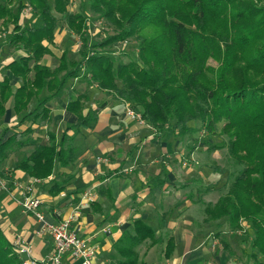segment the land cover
Masks as SVG:
<instances>
[{
	"label": "trees",
	"instance_id": "obj_1",
	"mask_svg": "<svg viewBox=\"0 0 264 264\" xmlns=\"http://www.w3.org/2000/svg\"><path fill=\"white\" fill-rule=\"evenodd\" d=\"M51 1L0 0V24L8 31L5 39L25 51L4 66L21 78V84L13 86L6 75L0 81V119L10 100L14 113L20 115L19 122L26 118L31 124L49 121L46 103L69 79L80 78L95 84L107 97L125 102L157 130L167 129L179 137L199 130L208 136L219 132L227 138L225 148L232 169L226 170L225 192L203 208L204 221L225 218L232 231L245 221L252 231L249 256L263 264L264 0H85L94 15L115 29L93 43L86 33L85 13L70 11L68 0ZM27 7L37 21L21 25ZM57 15L80 38L81 45L77 59H70L65 49L57 57V65L50 68L40 61L51 54L48 45L54 43ZM130 37L138 42L136 59L116 62L99 51ZM67 93L66 108L76 115V121L59 136L47 131V142L33 144L11 172L22 170L31 178L46 179L56 164L73 163L74 135L95 122L105 103L83 114L87 93L76 95L69 87ZM32 102L33 109L27 111ZM32 131L29 125L3 141L0 138V163L7 158L8 149L26 145ZM209 148L217 149L215 145ZM212 169L224 171L216 165ZM0 175L7 177L1 169ZM7 178L11 183L12 177ZM61 190L63 185L52 181L48 192L56 195ZM145 242L153 246L162 238L144 220L135 219L131 230L112 244L119 256L117 264H148L138 251ZM173 248L169 238L164 255L169 257ZM0 264H22L1 228Z\"/></svg>",
	"mask_w": 264,
	"mask_h": 264
},
{
	"label": "crops",
	"instance_id": "obj_2",
	"mask_svg": "<svg viewBox=\"0 0 264 264\" xmlns=\"http://www.w3.org/2000/svg\"><path fill=\"white\" fill-rule=\"evenodd\" d=\"M56 41L57 27L54 43L48 45L51 54L44 55L40 61L50 68L57 65V57L65 50L56 53ZM17 49L12 56L0 61V81L6 75L15 87L21 84V78L13 76L4 66L25 55L22 48ZM68 87L76 95L87 93L83 114L105 103L95 122L82 126L74 135L72 144L76 157L73 163L56 164L46 179L31 178L22 170L11 172L15 164L30 153L33 144L47 142V131L59 136L68 124L76 121V115L66 108ZM34 104H29L27 111H31ZM46 106L50 109V120L31 124L30 118L19 122L20 115L14 113L9 100L0 119L2 141L29 125L33 128L27 136V144L8 149L7 158L0 163V169L13 179L10 183L7 177L0 175L6 184V189L0 188V228L10 244L18 236L21 243L29 246V254H19L22 261L52 264L50 236L36 233L38 221L24 212L20 203L24 195H30L41 199L40 210L48 221L58 220L77 208L73 227L80 237L98 247L95 264H117L119 256L112 244L124 231L131 230L135 219L144 220L162 238V242L153 246L145 242L138 248L148 264H245L230 244L231 232L217 229L224 218L205 222L203 203L197 199L199 193L203 199L214 194L215 197L208 200L214 203L221 194L224 179L218 174L225 178L226 171L212 169L217 149L210 151L209 146L189 134L179 137L167 129L157 130L146 122L131 119L126 114L129 106L125 102L107 97L95 84L84 79H69ZM52 181L63 185V190L56 195L48 192ZM194 193L196 196H192ZM243 224L248 226L245 221ZM169 238L174 248L166 257L164 249ZM222 241L229 250L224 249ZM80 263L67 254L60 262Z\"/></svg>",
	"mask_w": 264,
	"mask_h": 264
},
{
	"label": "rangeland",
	"instance_id": "obj_3",
	"mask_svg": "<svg viewBox=\"0 0 264 264\" xmlns=\"http://www.w3.org/2000/svg\"><path fill=\"white\" fill-rule=\"evenodd\" d=\"M50 3L52 4V1L50 0ZM264 5V4H263ZM68 9L70 11H76V12H82L86 15L87 20V35L88 40L90 43H93L95 41L101 40L104 36H106L109 33L114 32L113 26H111L107 21L103 20L97 15H94L90 9L89 5L85 0H68ZM58 17V23H57V41L55 43L56 49L55 52L59 53L61 50L66 49L68 53V57L70 59H77L79 57L78 49L81 45L80 38L71 32L67 25L66 21L63 19L61 15H57ZM36 18L33 14V12L26 8L23 11L22 18H21V24H30L36 22ZM0 61L8 56H12L15 52L18 51L17 47L10 45L6 41V35L7 31L4 30L3 25L0 24ZM137 45L138 42L135 37H130L127 40L124 41H118L114 42L112 45L99 49L102 53L108 54L112 56L116 62H128L130 60L137 58ZM4 53L3 56H1ZM209 63L212 65H215V62L213 60H209ZM85 75V74H84ZM79 81V80H78ZM77 82V81H76ZM192 124V123H191ZM196 127L199 126V124H192ZM217 132L219 125H216ZM194 140H197L199 142H202L204 145L212 146L215 145L217 147V151L215 152L216 160H214V165H216L219 169L217 170H231L232 167L230 166L228 162V155L225 148L226 140L227 138L225 136H222L219 134L216 136H208L205 132L199 130L198 132H195L193 135H191ZM211 149V148H210ZM213 151V150H211ZM217 173H214V175ZM218 176L221 179H224L220 184V191L219 193H224L226 190V183L225 178L218 174ZM218 194V193H216ZM220 194V195H221ZM192 196H196L194 193ZM205 199L202 197V193L197 194V199L199 201H202L203 206L208 202L209 199H213L215 196L214 194H211L209 197L208 195L204 196ZM202 198V199H201ZM201 199V200H200ZM217 200V199H216ZM244 223V222H243ZM225 229L228 232H231V236L229 238L230 244L233 246L235 254L241 258L242 261H244L245 264H257V262H254V259L249 256V250H250V239L252 235L251 227L250 225L245 226L244 224L241 226L240 229L232 231L227 224L226 219L224 218L221 221V224L218 225L217 229ZM264 260V259H263ZM264 264V263H263Z\"/></svg>",
	"mask_w": 264,
	"mask_h": 264
},
{
	"label": "built area",
	"instance_id": "obj_4",
	"mask_svg": "<svg viewBox=\"0 0 264 264\" xmlns=\"http://www.w3.org/2000/svg\"><path fill=\"white\" fill-rule=\"evenodd\" d=\"M126 114L131 118L144 123L141 114L128 107ZM0 188L6 189L5 182L0 178ZM29 189V188H27ZM26 213L32 214L39 223L37 234H47L52 240L50 260L52 264H60L61 258L67 254L72 260H79L80 264H95L98 247L88 243L87 239L80 237L73 227L78 216L77 208L58 220L48 221L41 212V199L37 196L24 195L20 202ZM11 245L16 253L29 254V246L21 243L18 236L12 239ZM22 264H34L32 261H22Z\"/></svg>",
	"mask_w": 264,
	"mask_h": 264
}]
</instances>
